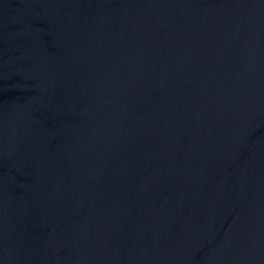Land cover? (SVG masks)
<instances>
[{
    "label": "water",
    "instance_id": "1",
    "mask_svg": "<svg viewBox=\"0 0 264 264\" xmlns=\"http://www.w3.org/2000/svg\"><path fill=\"white\" fill-rule=\"evenodd\" d=\"M0 264H264V0H0Z\"/></svg>",
    "mask_w": 264,
    "mask_h": 264
}]
</instances>
